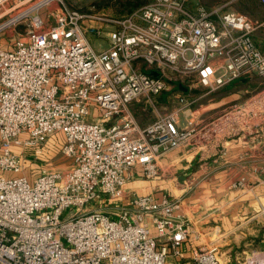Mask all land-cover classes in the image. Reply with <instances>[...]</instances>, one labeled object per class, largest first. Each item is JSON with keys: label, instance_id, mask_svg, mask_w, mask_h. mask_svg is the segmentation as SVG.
<instances>
[{"label": "built area", "instance_id": "obj_1", "mask_svg": "<svg viewBox=\"0 0 264 264\" xmlns=\"http://www.w3.org/2000/svg\"><path fill=\"white\" fill-rule=\"evenodd\" d=\"M224 7L147 0L103 18L65 0H0V34L22 23L25 32L0 45V264H225L215 243L184 257L190 219L179 199L124 200L132 169L154 179L158 158L174 148L195 139L220 146L264 128V89L211 119L192 111L197 86L210 94L264 80L255 39L264 22ZM88 33L106 36L108 47L97 51ZM180 83L188 94L170 93L179 106L164 111L156 98ZM136 102L154 110L153 122L137 121ZM58 134L72 163L29 173L30 155Z\"/></svg>", "mask_w": 264, "mask_h": 264}, {"label": "crops", "instance_id": "obj_2", "mask_svg": "<svg viewBox=\"0 0 264 264\" xmlns=\"http://www.w3.org/2000/svg\"><path fill=\"white\" fill-rule=\"evenodd\" d=\"M251 79L231 82L228 88L219 91L223 96L217 102L207 105L203 103L209 94L207 91L197 96L192 93L200 103L193 108V113L211 119L209 111L214 108L211 104H224L227 99L239 103V99L244 100L245 90L241 88ZM180 84L158 97L164 111L170 112L179 106L176 98L168 101L170 93L188 94L189 90ZM260 130H249L220 146L195 139L174 148L158 158L159 175L154 179L146 178L139 167L132 169L124 200L133 194L152 195L156 200L165 196L179 199L190 219L185 258L205 242L216 240L223 254H228L225 264L264 259V128ZM242 177L247 179L246 185L235 187L233 184Z\"/></svg>", "mask_w": 264, "mask_h": 264}, {"label": "rangeland", "instance_id": "obj_3", "mask_svg": "<svg viewBox=\"0 0 264 264\" xmlns=\"http://www.w3.org/2000/svg\"><path fill=\"white\" fill-rule=\"evenodd\" d=\"M196 1H200L202 4L207 6L224 5L225 10L237 11L248 15L254 21L264 22V3L260 2L259 0H196ZM65 2L68 5V7L72 9H77L85 14H91L103 18H121L131 13L133 10L143 6L147 2V0H65ZM52 7L55 8L56 5H53ZM47 11H50V9L48 8L44 9L41 11V13L45 15ZM53 22L54 19L50 18L48 23L51 24ZM87 23H93V22L87 21ZM97 25L101 26L104 31H107L110 28L108 24L103 21H98ZM23 28H24V24L22 23L15 27L12 26L4 30L0 34V45L9 48L12 47L16 40L25 36V32ZM87 36L89 37L90 39L89 41L96 50H102L108 47L109 42L106 36L97 37L96 35L90 33H88ZM255 36H256V40H258V42L262 44L260 45V48L264 52V25L256 31ZM250 78H252L251 81L244 88H241L245 90L243 97L244 100L239 99V103L245 102L251 96L255 95L256 93L264 89V80L261 77H259L258 75H252L250 76ZM204 91H206V88L202 86H197L192 90L193 94L194 92L196 93L195 94L196 96L199 95L200 93H203ZM219 91L206 95L203 103H206L207 105L213 101L217 102L220 99V97L223 96V94H220ZM158 97L156 98L157 102H159ZM227 100L228 101L224 102V104L223 103H217L214 105L211 104L210 107L213 106L214 108L209 111L210 112L209 116L212 115V117H214L216 115H219L224 109H229L231 106L237 104L238 102L237 100L234 99H227ZM197 104L199 105L200 103L196 102L193 105V108ZM132 111L134 117L141 124L146 125L155 120L156 114L154 110L146 106L142 102H136L132 106ZM63 140L64 138L61 134L53 135L49 137L41 154L30 155L29 158L31 160L28 163L29 166H31L30 171L33 175H38L43 171H49L55 168H65L72 163L69 157L64 155L63 152L61 151ZM71 211L73 212V210L66 211L63 216L64 217L68 216L69 214H71ZM212 243L217 244V241L210 240L208 242H205V245L209 246ZM220 249L222 253V261L225 263L228 260V254L227 255L223 254V250L221 246Z\"/></svg>", "mask_w": 264, "mask_h": 264}, {"label": "water", "instance_id": "obj_4", "mask_svg": "<svg viewBox=\"0 0 264 264\" xmlns=\"http://www.w3.org/2000/svg\"><path fill=\"white\" fill-rule=\"evenodd\" d=\"M153 74H154V75H157L158 73L154 71ZM180 86L183 87L181 84H180Z\"/></svg>", "mask_w": 264, "mask_h": 264}, {"label": "trees", "instance_id": "obj_5", "mask_svg": "<svg viewBox=\"0 0 264 264\" xmlns=\"http://www.w3.org/2000/svg\"><path fill=\"white\" fill-rule=\"evenodd\" d=\"M246 79H248V78H246Z\"/></svg>", "mask_w": 264, "mask_h": 264}]
</instances>
